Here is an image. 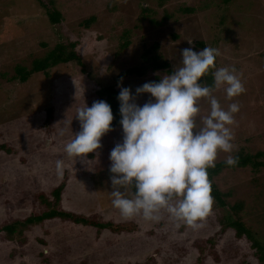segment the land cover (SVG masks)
Wrapping results in <instances>:
<instances>
[{"label": "rangeland", "instance_id": "obj_1", "mask_svg": "<svg viewBox=\"0 0 264 264\" xmlns=\"http://www.w3.org/2000/svg\"><path fill=\"white\" fill-rule=\"evenodd\" d=\"M53 4L62 16L57 24L49 22L39 0H0V228L53 206L52 190L62 184L57 208L97 222L123 224L125 230L113 232L57 217L18 228L13 240L0 230V264H264L247 237H237L233 228L224 226L227 215L235 217L229 205L242 200L238 216L264 243V168L222 169L213 182L220 191L230 192L228 204L221 208L213 201L200 227L193 228L165 210L159 221H147L141 216L125 219L112 206L109 153L122 140L120 126H112L102 136L101 147L83 158L64 151L80 130L76 110L100 100L97 89L114 84L119 90L120 82L135 92L179 66L182 49L199 51L207 45L219 50L216 67L234 66L245 89L231 99L223 89L213 92L223 106L239 105L231 126V155L264 152V0H53ZM142 5L147 8L144 18ZM91 15L94 20L84 26ZM124 30L130 43L115 54ZM73 41L83 70L68 62L51 67L49 76L37 72L23 82L16 78L15 65L29 66L55 43ZM153 42L170 72L149 67L142 76L118 77L121 70L139 65L143 47ZM149 98L140 94L137 103ZM199 103L200 114H206L207 100ZM227 155L219 152L216 161ZM58 159L65 165L62 176L55 171Z\"/></svg>", "mask_w": 264, "mask_h": 264}, {"label": "clouds", "instance_id": "obj_2", "mask_svg": "<svg viewBox=\"0 0 264 264\" xmlns=\"http://www.w3.org/2000/svg\"><path fill=\"white\" fill-rule=\"evenodd\" d=\"M219 54L207 45L199 51L184 48L179 66L158 81L145 82L135 92L118 82L122 140L109 153L112 190L108 194L121 217L159 221L165 210L176 221L197 228L209 214L213 197L208 169L215 166L219 152L229 153L227 165L238 163V156L231 155V126L239 105L232 102L225 107L213 92L223 89L231 99L245 91L234 66L216 67ZM210 70L211 85L201 79ZM145 93L150 98L138 104L137 97ZM202 98L208 103L204 115ZM75 118L80 130L64 151L69 157L83 158L101 147L114 117L111 106L97 100L78 108ZM64 170V161L56 160V174L62 176Z\"/></svg>", "mask_w": 264, "mask_h": 264}, {"label": "trees", "instance_id": "obj_3", "mask_svg": "<svg viewBox=\"0 0 264 264\" xmlns=\"http://www.w3.org/2000/svg\"><path fill=\"white\" fill-rule=\"evenodd\" d=\"M41 4H43L46 8V13L48 16V20L51 24H57L61 21V13L60 11L54 6L53 0H49V2H44L43 0H39ZM230 0H223V2L227 3ZM142 7V14L141 16L144 18L146 17L144 12L147 10L145 6ZM94 20V16H90L86 18L82 24L84 26H87L90 22ZM151 21H154L151 19ZM161 21H156L157 24H160ZM127 30H124L123 34L121 35L123 37V41L118 45V48L116 50L115 54H119L124 48H126L130 41L127 38ZM75 42H69L67 45L62 42H57L53 47H51L49 50H47L43 55L39 57H35L31 60V63L29 66H26L24 64H17L15 65V76L18 78L19 81L23 82L26 81L29 76H31L33 73L42 72L45 76H49V72L51 67L60 64V63H68V62H74L78 65H80L81 70L84 69L83 62L79 56L78 53L74 51ZM199 45H202V43L198 42ZM158 43L153 42L152 44L148 46L143 47V51L141 54V61L139 65H133L126 69H123L119 72L118 77H124L127 75L135 74L137 76H142L145 74L147 68H152V70L157 69H167L168 68V62L165 60H160L159 54L157 53ZM169 72L170 70L167 69ZM117 78V77H115ZM202 81L211 85L212 84V76H211V70L209 71V74L203 76ZM116 81V80H115ZM153 81H158V79H155ZM119 90L115 88L114 84H107L95 91V96H97L98 99L106 101L112 109L113 112V121L112 126H120L119 120H120V114L118 111L119 108V101L117 100ZM50 113V109L47 112ZM234 156H238V163L234 166L227 165L224 161L225 160H219L215 162V166L208 169V176L211 181V196L213 197L214 203L221 208H224L227 206L226 196L230 195V192H222L220 191L215 183L213 182V177L217 175L219 172L222 171L224 168H230L234 169L236 167H245L249 166L253 170H259L260 168H264V152L261 150H258L254 153L250 152H244L239 151ZM62 184L57 185L52 190L53 200L52 205L50 208L44 209L43 211L29 214L21 219H13L11 223H6L5 225H1L0 230L4 231L6 233L7 240H13L14 237L12 234L18 229V228H26L31 224L38 223L44 219L47 218H60L63 220H69L74 223H81L84 225H92L97 228H108L109 230L113 232H118L121 230H125L123 224H113L111 222H97L91 218H88L87 216L73 212V211H67L57 208L55 205L58 203L60 199V192L62 190ZM49 204V202H46ZM243 201L238 200L232 205H229V210L233 212L235 217L226 216V221L224 223V226L233 228L235 231V235L237 237L245 236L251 241V245L255 247L257 257L259 262L264 263V243L260 241V239H257L254 235L253 231L241 220V218L238 216V213L243 208ZM19 232V231H18Z\"/></svg>", "mask_w": 264, "mask_h": 264}]
</instances>
